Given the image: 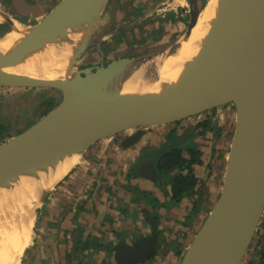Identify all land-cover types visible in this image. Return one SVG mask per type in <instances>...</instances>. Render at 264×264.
Returning <instances> with one entry per match:
<instances>
[{"label":"water","instance_id":"95a60500","mask_svg":"<svg viewBox=\"0 0 264 264\" xmlns=\"http://www.w3.org/2000/svg\"><path fill=\"white\" fill-rule=\"evenodd\" d=\"M113 2L60 0L32 25L33 30L20 47L0 49V56L6 58L25 55L34 50L36 41L53 25L74 22L73 17L87 12L88 4H103L85 48L72 59L67 74L46 80L26 75L2 76L0 70L2 86L50 87L63 94L62 100L36 122L0 142V180L46 161L57 163L65 154L74 152L80 157L98 140L131 129L134 132L120 142L121 147H128L137 142L145 127L231 104L235 121L221 187L178 264H241L264 213V44L254 46L255 37L264 29V0H227L196 82L145 77L135 89L105 92L103 86L113 70L134 57H122L95 67L86 64L76 68L74 63L86 52L91 38L100 35L96 31L108 9L111 19ZM190 4L183 34L155 47L166 48L191 30L203 5L197 6L195 0H190ZM145 46L148 45L139 49L144 51ZM154 166L151 156L138 166L137 173L155 178ZM147 218L150 236H141L131 245L125 242L115 245L117 264L141 263L155 252L157 222L149 215Z\"/></svg>","mask_w":264,"mask_h":264},{"label":"crops","instance_id":"0c3cea01","mask_svg":"<svg viewBox=\"0 0 264 264\" xmlns=\"http://www.w3.org/2000/svg\"><path fill=\"white\" fill-rule=\"evenodd\" d=\"M16 1L18 4L19 0ZM113 1L111 6V19L109 18L110 9H108L107 14L103 17L98 28V32L101 35L98 43H100L101 39L111 34L109 32L113 24L122 21L127 15L130 0ZM138 1L146 5L145 8L147 10L143 8L145 10L144 16L157 17L158 14H161L166 18V21L163 26L161 24L160 26L158 22L154 26L155 28H160V35L152 39L147 38L145 43L136 46L135 50L133 49L131 51L137 52L144 45L166 44L173 40L174 36L183 34L189 21V18H184V9L182 13H179L176 6L171 11L172 6H168L169 4L164 6L163 0H158L157 2H152V0ZM162 5L164 6L163 8H161ZM6 12L13 11L7 7L1 8L0 6V13L5 14ZM18 18L21 19V17ZM140 19L132 21L128 25L141 23ZM106 29H108V32L104 33L103 31ZM152 30L157 31L149 26L144 29V32H151ZM153 39L156 40L154 44H152ZM122 50L115 54V56H121L123 54ZM91 60L95 61L93 59ZM84 61H87V59ZM194 119L195 117L191 116L183 119L178 124L179 132L185 134L189 130L194 129ZM164 126L166 125L151 126L152 129L149 128L150 130L147 128L148 131L144 134L142 142L148 143L149 145L160 144L164 140V132L167 131V128ZM210 134L212 135L209 131L205 135L209 138ZM216 140L215 135L213 145H215ZM110 141V138H108L91 145L86 150L87 152L84 151L81 154L78 162L70 171L45 196L38 208L36 219L38 227L35 229V236H33V242L31 244L32 248L26 250L25 254L27 257L26 255L24 256L23 264H76L78 260L79 262L83 261V258L82 254L79 253V256H77V252L75 251V254L72 251V246H75L76 242L87 240L88 238L103 245L107 244L109 247L121 241L130 244L135 238L150 232V225L146 219L147 213L145 214V212H148L156 219L158 231H160V234L162 233L160 238L164 242H167L169 239L168 232L173 222L176 219L178 221L179 219L184 220V211L186 210L187 212L191 209V199H183L179 208L168 207V209L165 206L167 198H164L157 191V194L154 196L155 198H152L151 202L144 204L141 201L142 203L140 204L135 199L133 201L132 198L135 194L127 188L137 184L150 190L149 184L143 178L132 177L125 179L123 177V174L126 173L127 164L134 163L138 148L120 149L115 145H111ZM195 141H199L198 145L201 146L202 141H200V137H196ZM206 144V142L203 143V145ZM216 148L219 149V146L217 145ZM208 149L209 147L203 148V150L209 153ZM223 153L224 157L226 152L223 151ZM208 158V155H205L204 164L196 165L194 171L199 180V184L204 188V193L207 189L210 195L209 199L215 200L219 190L216 184L217 179L212 178H215L221 172L223 158L220 156L222 161L214 160L213 165L211 164L209 166L207 164ZM89 186L90 188L88 189ZM204 197V199H207L206 195ZM209 199L205 202L207 205ZM152 204L158 205V208L156 206L154 211H151ZM145 207L149 211L147 209L143 211ZM200 212L201 210L197 214ZM199 226L200 224L197 228ZM176 237H178V234ZM29 251L31 252L30 255ZM67 251H70V253L67 254ZM93 252L95 254L93 260L87 261L84 259L83 264H101L100 262L105 260L107 262L106 264H114L112 260L110 261L108 253L104 251ZM103 257L105 260H103Z\"/></svg>","mask_w":264,"mask_h":264},{"label":"bare ground","instance_id":"6f19581e","mask_svg":"<svg viewBox=\"0 0 264 264\" xmlns=\"http://www.w3.org/2000/svg\"><path fill=\"white\" fill-rule=\"evenodd\" d=\"M226 5L227 0H205L196 22L182 39L158 53L118 63L104 84L103 91L123 92L135 89L145 77L196 82L200 77L204 54L220 25ZM102 6L101 3L88 4L87 12L73 17L74 22L53 25L36 41L34 50L25 55L12 58L0 56L1 75H26L55 80L67 74L72 59L85 48ZM2 18L0 14V19ZM13 23V28L0 35V49L20 47L34 28L19 20H13ZM263 44L264 29L254 39V46ZM78 160L77 153L65 154L57 163L46 161L27 167L7 180H0V264H20L23 253L33 242L36 205L44 192L54 186Z\"/></svg>","mask_w":264,"mask_h":264},{"label":"flooded vegetation","instance_id":"af4514ba","mask_svg":"<svg viewBox=\"0 0 264 264\" xmlns=\"http://www.w3.org/2000/svg\"><path fill=\"white\" fill-rule=\"evenodd\" d=\"M59 1L60 0H19L18 4H17L16 0H0L1 8L7 7L9 10L13 11V12H6L5 14H1L0 13L1 16H3V19H5V20H0V35L4 34L10 28L14 27L13 20H10L9 18H12V19L15 18V20H18L19 19L18 17H21V19H19V21L21 20V22L23 21V23H25V24L35 25L54 6H56ZM148 1H150V0H148ZM157 1L158 0H152V2H157ZM159 1H162V0H159ZM184 1L185 2L188 1V3H190V0H184ZM163 2H164L163 5H166V4H170L172 2V0H163ZM129 3L130 4H129L128 8H127L126 17L122 21L117 22V24L115 23V24L112 25L111 31L109 32L111 34L108 37H106L104 39H101L100 43H98L99 40L96 41V42L94 41V42L90 43V45L86 48V51L90 52V55L89 56L86 55L85 57H83V59L84 60L87 59V61H85L86 63L80 64V66H78L79 68L84 67L86 64L89 65V66H93V67L99 66L100 64L106 65L108 62L116 60V59H119V58H122V57H127V58L134 57L135 58V57L143 56V55H146V54H149V53L158 52L161 49H164V48L153 47V48H156V49L151 51L149 49H152V47L148 46V47H146L144 49V51H142L143 48L139 49L137 52L131 51L133 49L135 50L136 46H139V45L145 43L147 38H151L152 39L153 37H157L158 35H160V32H161L160 28L159 27L155 28L154 26H155V24L157 22L159 23V25L161 24L163 26L164 22L166 21V18L163 17L161 14H158L157 17H152V16H147L146 17V15L144 16V12H145V10H147V8H145V6H146L145 4H142V2L138 1V0H130ZM146 4H148V3H146ZM163 5L161 6V8L164 7ZM168 6H170V5H168ZM174 7L175 6H172L171 11L174 10ZM177 9H178L179 13H182L183 9H184V12L186 13L185 14L183 12L184 18L185 19L189 18L188 17L189 16V13H188V9L189 8L186 9L183 6H181L180 4H177ZM174 17L176 18L175 15H174ZM138 19H140L141 23H137L135 25H128L130 22L136 21ZM149 26H151L152 28H154V30H157V31L155 32V31L152 30L151 32H144V29L149 27ZM103 32L104 33L108 32V29L104 30ZM100 36L101 35L97 36L96 38H98ZM103 36H106V35H103ZM155 41L156 40H153L154 43H155ZM121 49H123L122 50L123 54L121 53L122 54L121 56H115V54H117ZM91 59H93L95 61H92ZM47 88H49V87H47ZM52 89H53V91H51L49 97L53 101H51V100L50 101H46L45 100L46 101L45 105H47L46 108H45V111L43 112L41 110V111H39V114H41L42 112L45 113L54 104H57V103H55L54 100H55V97L57 95V90L58 89H55V88H52ZM44 92H45V90H44ZM61 95L63 96L62 93H61ZM40 103H41V98L38 101L39 105H40ZM210 112H212V113H214L216 115V108H214L213 110L206 111V112H204L202 114H196L194 116H191V117H195V119H194L195 120V122H194L195 127H194V129H191V131L189 130L185 134H181L179 132V130H178L179 129L178 128V124L181 123L182 120L185 119V118L177 120L175 122L164 123L163 125H166L164 127L167 128V131H165V132L163 131L165 133L164 140L160 144H157V145H149L148 143L142 142V140L144 138L143 137L144 134L148 131L147 128L148 129L149 128L152 129L151 126L145 127L144 128V133L137 140V142H135L133 145L128 146V147H121L120 146V142L126 135L131 134L132 132H134V130H131V129H130L131 131L130 130L122 131L120 133L115 134L114 136L103 138V139H100V140L97 141V142L102 141V140L104 141V140L110 138L111 145H115V146L119 147L120 149H129V148H134V147L138 148L137 149V155H136L137 157L135 158L134 163L127 164L126 173L123 174V177H125V179L126 178L129 179V178H132V177L133 178H143L144 180H146V183L149 184L150 190L145 189V188L142 187V185H137V184L134 185V186H131L130 188H127L128 190H132L131 192H133L135 194L134 197L132 198L133 201L135 199L137 203L141 204L142 203L141 201H143V203L146 204L148 202H151V199L155 198L154 196L157 193H160L161 195H163L164 198L168 197L170 199L171 194H172L171 183H172V179H173L174 173H177V171H173L171 173L163 174V173H161L158 170L157 163H158L159 155L161 154L160 146H162V144L166 140V136L172 130H175L177 132V134H179V135L191 134V138L192 139L190 138L191 139L190 142L193 145H195L202 152L201 153L202 159L204 160L205 155H208L209 158H208L207 164H212L213 165L214 160L215 161H220V160L222 161L223 154H224L223 153V151H224L223 149H224V146H225L224 143H223L224 142L223 138L227 137V139H228V149H229V144H230L229 138L231 139V136H230L231 131L230 132L228 130H227V132L224 131V129L226 127L224 125H222V123H221V121H223L224 117H221L219 119H218V117L217 118L211 117L212 118L211 121H207L206 118L202 117V115L208 114ZM228 114L231 115V111H229ZM206 121L209 122L211 124V126H212L211 129H210V133H212V135L210 134L209 138L206 137V135H205L207 131L199 133V130H200L199 127L197 129H195L197 127L196 125L199 122L202 123V122H206ZM159 125H162V124H159ZM156 126H158V125H156ZM227 129H228V127H227ZM125 132H126V134H125ZM0 134L3 135V133H1V132H0ZM215 135H216L217 140H216L215 145H213V139H214ZM196 137H198V138L200 137V141H202L201 146L203 145V143L208 141L209 153H208V151L203 150V148L200 145H198L199 141H195ZM219 137H220V139H218ZM194 141H195V143H194ZM217 145L219 146V149L216 148ZM183 153H184L185 156H187V153H186L185 150H183ZM151 156H154L155 178H148L146 176L139 175L137 173L138 166L143 161H145L147 158H149ZM220 156H222L221 159H220ZM203 164H204V162H203ZM194 169H193V173L196 176ZM148 171H149V165L147 166V172ZM89 188H90V186L88 187V189ZM156 191H157V193H156ZM147 198H149V200H147ZM199 198H204V194L202 193V190L198 193V195L195 194L193 197H191V200L192 201L193 200L197 201V199L199 200ZM183 199H186V198H183ZM183 199H181L180 202L167 201V203L165 204L166 209H168V207H175V208L178 207L179 208L181 206L182 202H183ZM213 202L211 204H213ZM196 204L197 203H195V207H196L195 210L199 209L198 206H196ZM156 206L158 208V205L152 204V210L151 211H154ZM146 207H145V209H143V211H145L147 209ZM199 211L200 210H198V212ZM184 212H185V214L183 215V219L184 218L187 219L188 215L190 216L189 217V222H188V224H189L191 222V218L196 216L195 215L196 213H195L194 210H192V208L190 210H188L187 212H186V210ZM145 214H146V219L148 221L147 215H149V216H151V215L148 212H145ZM157 228H158V223H157ZM149 229H150V232H148L146 235H143V236H150L151 228H149ZM161 234H160V231H158L155 252H153L145 261H143L141 263H137V264H155L154 262L156 260H158V258L156 257L155 254L158 252L159 247L162 248V244L160 243V241L162 240L160 238ZM140 237L141 236H139V237L135 238L134 240H132L129 245H131L136 239H138ZM191 237H190V239H191ZM190 239L188 240V242L190 241ZM121 242H125V241H121ZM118 243H120V242H118ZM125 243H127V242H125ZM117 244H114L113 246L109 247L107 244H105L106 245L105 246L103 244L94 242L93 240L88 238L87 240L85 239V240H80V241L76 242L75 246L74 245L72 246V251L75 254L77 252V256H79L78 255L79 253L82 254L83 261H84V259H86L87 261H92L93 258L95 257V254H94L93 251H96V253L99 252V251H102V252L104 251V252L109 254L108 257H109L110 261L112 260L114 264H117L115 259H114V247ZM185 248H184V250H185ZM183 252L184 251L181 252L180 258L182 256ZM69 253H70V251L69 252L67 251V254H69ZM155 258H156V260H154ZM103 260H105V258ZM83 261L79 262V260H78V262H76V264H83ZM100 263L101 264H106L107 262L105 260V261H101Z\"/></svg>","mask_w":264,"mask_h":264},{"label":"rangeland","instance_id":"374dc122","mask_svg":"<svg viewBox=\"0 0 264 264\" xmlns=\"http://www.w3.org/2000/svg\"><path fill=\"white\" fill-rule=\"evenodd\" d=\"M195 3L197 6L198 5L199 6L204 5L205 0H196ZM177 4H180L181 6H183L186 9L189 8V6L191 5L190 3H188V1L185 2L184 0H172V2L169 5L176 7ZM199 11H198V13H199ZM0 20H5V19L2 18ZM94 22H95V20H94ZM92 31H93V28H92ZM92 31L90 30V34ZM96 32H98V31H96ZM99 38L100 37L91 38L90 41H91V43L94 41L96 42L99 40ZM180 39H182V38H180ZM153 47H155V46L153 45ZM153 47H152V49H149V50L153 51L154 49H156ZM89 53L90 52L86 51L83 54H81L80 57L76 59L74 66L76 68L78 66H80V64L84 61L83 57H85L86 55H90ZM76 68H74V69H76ZM72 72L73 71H70V74H72ZM60 77H62V75ZM44 90H45V92H44ZM51 91H53V89L50 87L49 88H47V87H14V88H9L7 86L0 85V132L3 133V135L0 134V142L5 141L6 139L21 133L26 128H28L30 125H32L34 122H36V120H38L39 116L44 114L43 112L45 111V108L47 106V105H45L46 101L51 100V98L49 97ZM61 93L62 92L60 90H57V95H56L55 100H54L55 103H57V104L63 98ZM40 98H41V103L39 105L38 101ZM51 101H53V100H51ZM57 104H54L51 107V109L54 106H56ZM41 110L43 111L42 112L43 114L42 113L39 114V111H41ZM229 111H231V115L228 114ZM202 117L206 118L207 121H211V119H212L211 117H215V118L218 117V119L221 117H224L223 121H221L222 125H224L226 127L224 129V131H226V132H227V130L229 132L231 131L230 136L232 135L235 117H234V109H233V106L231 104L223 105V106L216 108V115L214 113L210 112L208 114L202 115ZM227 127H228V129H227ZM218 139H220V137ZM229 140H230V138H229ZM223 141H224L223 143L225 145L223 150L227 154V152H228V139H227V137H224ZM206 143H207L206 145H202V148H208V141H206ZM223 167H224V162L222 163L221 172H219V174H217L215 176V178H212V179H217L216 184L218 185V190L221 187V182H222V177H223V172H224ZM68 171H66V173ZM63 176L60 177L58 180L63 178ZM210 181H212V180L210 179ZM206 184H207V179H206ZM54 186H51L49 189H47L44 192V195L48 192V190H50V189L52 190V188ZM214 186H215V184H214ZM201 190H202V193L206 195V198L209 199L210 195H209L208 190L206 189L205 193H204L203 186H202ZM43 196H42V198H43ZM42 198H41L39 204L36 205L37 206L36 210H35L36 219H37V213H38L37 209L41 204ZM204 198H199V200L197 199L196 206H198V208L201 210V212L199 214H197L195 217H192L191 222L189 224H188L189 217H190L189 215L187 216V219H185V218H184V220L179 219V221L176 219L173 222V225H171V227L169 228V232H168V237H169L168 241L169 242L168 241L164 242L162 240L160 241V243L162 244V248L159 247L158 252L155 254L156 257L158 258V260H156V258L154 259V260H156L154 262L155 264H178L181 252L184 251V248L186 247L188 240L192 236L191 232L196 230L197 226L202 221V218L207 213L210 204L214 201L212 199H209L208 200L209 203L207 205L205 203L207 201V199H204ZM167 201H171V200L167 197ZM36 219H35L36 223L34 222L35 225L33 226V231H34L33 236H35V229H37V227H38ZM260 228L262 229V225L260 226ZM177 234H178V237L175 238V236ZM262 237L264 238V233L262 234ZM31 246L32 245H30L29 248H32ZM26 250H29V249H26ZM30 251H29V255L31 254ZM25 252L23 253V255L21 257L20 264L24 263V256L26 255ZM26 257H27V255H26ZM256 257H257V253H255V251L250 249L249 251H247V254H245L241 264H249L250 260L255 259Z\"/></svg>","mask_w":264,"mask_h":264},{"label":"trees","instance_id":"16d2710c","mask_svg":"<svg viewBox=\"0 0 264 264\" xmlns=\"http://www.w3.org/2000/svg\"><path fill=\"white\" fill-rule=\"evenodd\" d=\"M152 44H154V42ZM204 112L198 114H202ZM196 126L197 127L195 129H197L198 127L200 129L199 133H202L204 131L209 132L212 127L211 124L207 121L202 123L199 122ZM190 138L191 134L179 135L175 130H172L166 136L165 142L162 144V146H160L161 154L159 155L157 163L158 170L163 174L177 171V173H174L171 183L172 194L170 200L172 202H180L183 198L190 200L191 197H193L195 194L198 195V193L202 189L201 185L198 182V178L193 173V169L196 165H202L204 160L201 157L202 152L190 142V140L192 139ZM183 150L186 151L187 156L184 155ZM226 161L227 154L223 157V171L225 170ZM209 165L211 164H208V166ZM190 202L192 204V210H194L197 214L198 210H195L196 201L193 200ZM211 205L209 206V208L211 207ZM261 225L262 229L260 228ZM195 231L191 232L192 235L195 233ZM263 233L264 213L262 214L252 241L247 249V251L252 249L253 251H255V253H257V257L255 259H251L249 264H264V238L262 237Z\"/></svg>","mask_w":264,"mask_h":264}]
</instances>
